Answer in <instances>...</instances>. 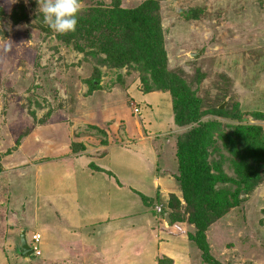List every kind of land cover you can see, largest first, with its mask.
<instances>
[{"label": "rangeland", "instance_id": "374dc122", "mask_svg": "<svg viewBox=\"0 0 264 264\" xmlns=\"http://www.w3.org/2000/svg\"><path fill=\"white\" fill-rule=\"evenodd\" d=\"M148 1L159 18L165 71L182 78L201 99L196 122L170 128V96L143 91L160 90L142 62L113 66L97 51L100 40L112 44L124 38L108 35L94 24L105 20V10L115 6L129 10L146 0H80L75 31L65 34L43 22L37 0H0V264H103L98 257L102 254L108 263L112 253L97 234L86 244L93 252L79 250L62 237L66 234L62 231L69 236L75 222L90 224L105 215L113 219L137 212L149 214L140 217L142 232L149 223L172 225L168 230L174 235L165 246L176 257L189 259V264H207L201 251L183 236L192 233L194 225L178 183L172 180L174 191L169 186L155 190L153 169L145 160L149 146L144 151L129 145L137 139V131L145 134L141 117L149 121L147 133L165 147L168 167L167 153L170 150L173 156L190 131L204 134L200 147L208 172L216 178L215 189L241 188L235 183L240 164L256 171L253 190L241 189L239 203L207 224L205 240L222 264H264V154L259 159L258 153L248 152L251 144L239 134L241 126H256L258 133L251 141L264 150V0ZM123 35L135 55L141 43L127 31ZM94 76L97 88L90 85ZM144 97L150 105L144 104ZM107 143L122 147L98 160L104 157ZM81 155L85 157L75 159ZM97 160L106 173L91 174L86 168L88 161ZM157 170L166 179L171 177L170 170ZM41 182L54 193L46 194L48 199L39 197L34 212L28 199ZM201 187L198 182V192ZM86 206L93 217L85 213ZM46 208L49 217L38 229L35 225ZM164 213L171 216V224L164 221ZM137 219L126 217L121 222ZM22 230L28 241L32 233L41 234L38 258L23 256L18 249ZM145 235L147 240L136 249L152 247ZM60 238L67 241L61 243ZM45 241L66 247V252L47 249Z\"/></svg>", "mask_w": 264, "mask_h": 264}, {"label": "trees", "instance_id": "16d2710c", "mask_svg": "<svg viewBox=\"0 0 264 264\" xmlns=\"http://www.w3.org/2000/svg\"><path fill=\"white\" fill-rule=\"evenodd\" d=\"M94 24L104 28L108 35L112 33L124 37L113 41L115 43L112 44L98 41L101 47L96 46L97 51L104 53L106 60L111 62L113 66L122 67L130 60L142 62L146 70L150 72L157 90L169 94L172 120L175 126L198 121V109L200 108L201 99L195 96V93L191 91L182 78L170 75L165 71L167 65L166 53L163 47L159 18L152 7V2L146 0L145 3L129 10L115 6L112 10H105L104 21H95ZM102 24H105V27H102ZM125 31L133 34L136 40L141 43L139 47L135 45L137 47L135 55L126 44L127 39L123 35ZM161 75H164L163 80L159 79ZM96 81L97 76H94L90 81L91 87L97 88ZM143 91L148 92L150 90L146 88ZM218 112L220 111L218 110ZM257 133V127L253 125L241 126L239 129L240 138L251 144L247 146L248 152L258 153L259 159H262L264 150H261L258 145L251 141V136L256 137ZM203 138V133H190L189 131L185 142L176 145L174 152L176 168L174 172L169 173H172L170 176L178 183L182 197L191 208L188 219L194 225V231L187 234L188 239L201 251L204 262L207 264H222L211 255L205 240L207 224L220 218L229 208L239 203L238 196L241 189L245 193H250L257 182L258 175L255 170L250 169V167H243V164H240L238 181H235V183L242 185L241 188L239 187L234 191L215 189L216 178L208 172L200 147ZM221 179L224 180L225 178L222 177ZM198 182L202 186L200 192L197 190ZM170 219H172L171 216ZM157 264H173V260L166 255H161L157 257Z\"/></svg>", "mask_w": 264, "mask_h": 264}, {"label": "crops", "instance_id": "0c3cea01", "mask_svg": "<svg viewBox=\"0 0 264 264\" xmlns=\"http://www.w3.org/2000/svg\"><path fill=\"white\" fill-rule=\"evenodd\" d=\"M147 93L149 95L153 94V93L160 94L161 91H152V92L149 91ZM146 98L147 97H144V104L150 105ZM135 104H137V103H135ZM140 123H141L140 128L144 131L145 134H144V136H142L141 135L142 133L141 132L138 133V131H137V136H138L137 139H135L133 142H130L129 145H131V147H133L134 150L137 149L138 145H139V148H142V149H143V147L149 146L148 150L145 148L143 150L144 151L147 150V152H148L147 155H149V156L146 157L145 160H147L149 162V166L153 169L152 173H154V174L151 175L153 178V180L151 179V184L153 185V188L155 187L154 189L156 190L159 186H160V188H166L169 186L170 190L174 191L175 186L172 182L173 178L167 177V179H166V177L162 176L161 174H157V173H160L157 169L161 168L163 173H165V171H169V170L171 172H174V170L176 168L175 156L170 155V150H169V152L167 153V157L169 155L170 161H168L167 157H166V160L170 163V167H168L166 162H165L166 150H165V147H162L163 146V145H161L162 142H159L158 140L151 138V133H147L148 130H147V127L145 125H148L149 121L146 120L144 122V118L141 117ZM173 127H175V124L173 123V120H172V127H170V128H173ZM135 129H136V127H135ZM147 142H152V143L150 145ZM129 145H127V146L129 147ZM127 146H124V147H127ZM105 147H107V148H105L106 152H105L104 157L99 158L98 160L107 159L108 154L111 150L121 148L122 146L107 143L105 145ZM83 157H85V156L81 155V156H78L76 158L74 157V158L76 160H78L79 158L82 159ZM98 160L93 161V162L88 161V163L85 164L86 168L90 171L91 174H93V173H104V170H105V173L107 172V169L105 168L104 165L101 166V165L97 164ZM83 166H84V164H83ZM99 169L102 171H100ZM155 173H156V175H155ZM155 176H157V177H155ZM41 183L43 185H39L38 191H35L36 194H34L33 197H31V199L30 198L28 199V201H30V203L32 204V211L34 209V212H36V210L39 209V197L47 198L46 194H48L50 192H51V194L54 193L51 189H49L51 186L49 187L47 184V187H46V185H45L46 183H43V182H41ZM51 185H53V184L51 183ZM55 186H56V188L58 187V185H56V184H55ZM128 187L131 190H134V192H137L135 187H133L131 184L128 185ZM161 192H162V190L160 191V193ZM17 200L18 199L14 200L13 202L16 203ZM49 204H51V203H49ZM85 209H86L85 213H87L88 216H90V217L94 216V213H92V211H90L89 206H86ZM87 209H88V212H87ZM45 210H48V209L46 208ZM74 210L78 213L80 210L79 206H76ZM49 214H50L49 210H48V212L43 211L41 218L39 219V221H37V223H36L37 225H35V226H37L36 228L39 229L40 226L43 228L45 227L44 225L41 224V222H44L42 220H44L45 217H49ZM144 214L146 215V217L149 216V214L147 212L146 213L145 212H142V213L137 212V213H133V214L132 213H127V214L123 213L122 215H119L117 217H113V219L110 218L109 216L105 215V216H103L102 219L99 218V219H97L96 222L93 221L90 224H85V222L84 223H79V222L76 223L75 222V224H73L74 227L72 228V230H70L68 232L69 236L66 235L67 231H62V233H66V234L62 235V237L68 238L70 242L72 241V242L76 243L73 245L75 247L77 245L79 247V250L92 248L93 252H95L94 248L92 246L89 247L86 244H88L87 241L91 240V237L98 235L99 237H101L105 241L104 242L105 243V249L108 248V251H110L112 253L111 255H109V257H110V260L108 262L109 264H157V257H159L161 255H166V256L170 257L173 260V264H189V259H186V258L180 259L179 257H176L175 254L173 253V251L166 247L169 245L167 244L165 246V242H167L174 235V233L172 231H169L170 230L169 227H171L172 225H165V224L159 223V222H157V223L155 222L152 225H150V223H149V224H146L148 226V227L146 226L148 229L146 231H143V232L141 231L142 226H141V222H140V220H141L140 217L144 216ZM132 216H136L139 219L132 220L133 222H127V224L121 222V219L126 218V217H132ZM116 218H119L118 219L119 221H116L115 220ZM167 223H169V222H167ZM162 230H164L166 232L163 235L161 233ZM22 231L25 232V230H22ZM167 231L170 232L171 234H169ZM55 234H59V233L55 232ZM125 234H126V237H125ZM145 234L148 235L149 241L152 244L151 245L152 247L150 248V250H148V247L144 248V249H141V248L136 249V246L139 243H142L143 241L147 240V237H146V239H143L144 237L142 235H145ZM185 234H183V236L187 237V235H185ZM57 237H60V236H57ZM165 237H167V240H165L166 239ZM25 238H26V235H25ZM50 238H54V237H50ZM60 239H61L60 240L61 243H63V241H67V240H64L62 238H60ZM26 241L28 242L27 239H26ZM41 242H40V245H41ZM43 242H44V239H43ZM55 245L56 244L48 245L47 241H45V243H44V246H46L47 249H49L51 247V248H54V250H56L57 253L58 252L64 253L66 247L62 248L61 246H59L58 243L56 246ZM62 246H63V244H62ZM73 248L74 247H72V251H75ZM105 251H107V250H105ZM72 254L74 255V253H72ZM98 257L101 258L103 264H108L105 261L104 254H102Z\"/></svg>", "mask_w": 264, "mask_h": 264}, {"label": "clouds", "instance_id": "9594fccd", "mask_svg": "<svg viewBox=\"0 0 264 264\" xmlns=\"http://www.w3.org/2000/svg\"><path fill=\"white\" fill-rule=\"evenodd\" d=\"M37 3L43 22L51 30L59 34L75 31L80 0H37Z\"/></svg>", "mask_w": 264, "mask_h": 264}, {"label": "built area", "instance_id": "2783aa9c", "mask_svg": "<svg viewBox=\"0 0 264 264\" xmlns=\"http://www.w3.org/2000/svg\"><path fill=\"white\" fill-rule=\"evenodd\" d=\"M134 112L138 113L139 109L137 107L134 108ZM41 235L38 232H34L30 235V241H28V245L30 248V254L28 257H38L41 254L40 249Z\"/></svg>", "mask_w": 264, "mask_h": 264}, {"label": "water", "instance_id": "95a60500", "mask_svg": "<svg viewBox=\"0 0 264 264\" xmlns=\"http://www.w3.org/2000/svg\"><path fill=\"white\" fill-rule=\"evenodd\" d=\"M198 54H199V52H192L191 53V55H193V56L198 55ZM164 220L167 222H170V219H169L167 213H164ZM18 249L22 252L23 256H28L30 254V248L26 242L24 231H21V233H20V243H19Z\"/></svg>", "mask_w": 264, "mask_h": 264}]
</instances>
